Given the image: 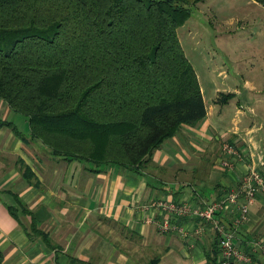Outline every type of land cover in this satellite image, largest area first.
Masks as SVG:
<instances>
[{"label":"trees","instance_id":"1","mask_svg":"<svg viewBox=\"0 0 264 264\" xmlns=\"http://www.w3.org/2000/svg\"><path fill=\"white\" fill-rule=\"evenodd\" d=\"M199 1L0 0V99L53 155L142 172L182 125L207 116L178 33ZM0 126L26 138L12 121ZM207 261L220 263L218 247Z\"/></svg>","mask_w":264,"mask_h":264},{"label":"crops","instance_id":"2","mask_svg":"<svg viewBox=\"0 0 264 264\" xmlns=\"http://www.w3.org/2000/svg\"><path fill=\"white\" fill-rule=\"evenodd\" d=\"M240 81L241 87L232 79L224 90L217 89L211 106L201 85L206 118L197 126L182 125L142 172L118 165L92 172L86 162L53 155L29 137L27 119L1 101L0 119L12 121L26 136L0 126L3 264H70L72 259L83 264H208L207 254L219 248L211 225L202 235L164 233L149 222L156 213L143 207L159 199L203 206L238 187L244 164L232 172L222 167V141L241 145L254 163V151L264 152V80L255 83L242 75ZM221 93L232 96L220 103ZM221 217L232 222L237 214ZM156 218L178 220L170 214ZM194 221L189 225L198 223ZM255 240L264 242L262 192L247 222L236 230V242L244 251L250 252ZM252 264H264V254L253 255Z\"/></svg>","mask_w":264,"mask_h":264},{"label":"rangeland","instance_id":"3","mask_svg":"<svg viewBox=\"0 0 264 264\" xmlns=\"http://www.w3.org/2000/svg\"><path fill=\"white\" fill-rule=\"evenodd\" d=\"M247 3L201 0L191 5V17L178 28L208 106L214 104L217 89L224 90L232 79L239 87L242 75L255 83L264 80V8ZM227 94L221 93L217 101ZM254 155L257 165L264 163V152L254 151Z\"/></svg>","mask_w":264,"mask_h":264},{"label":"built area","instance_id":"4","mask_svg":"<svg viewBox=\"0 0 264 264\" xmlns=\"http://www.w3.org/2000/svg\"><path fill=\"white\" fill-rule=\"evenodd\" d=\"M222 167L228 171H235L239 163L244 164V173L240 178L239 185L235 189L225 191L218 200L201 206L188 200H164L159 199L144 206L147 211L156 213L149 222L156 223L158 228L164 232H179L184 237L190 234L202 235L206 227L211 225L218 239L219 264H252L253 255L261 252L264 254L263 240H255L250 252L241 249L236 242V230L247 222L250 207L254 203L259 192L264 193V163L257 165L244 152L241 145L234 141H222ZM243 198L245 201L240 202ZM235 212L236 219L227 222L221 214ZM178 218L177 221L160 220L156 217L167 215ZM175 219V220H176ZM189 225L188 222H195ZM187 222V223H186Z\"/></svg>","mask_w":264,"mask_h":264}]
</instances>
